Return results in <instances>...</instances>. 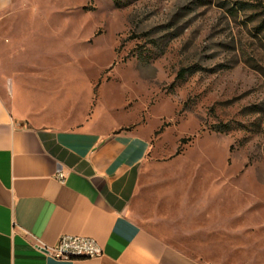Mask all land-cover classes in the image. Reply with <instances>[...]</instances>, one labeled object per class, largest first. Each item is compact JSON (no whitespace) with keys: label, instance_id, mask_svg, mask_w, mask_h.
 <instances>
[{"label":"rangeland","instance_id":"obj_1","mask_svg":"<svg viewBox=\"0 0 264 264\" xmlns=\"http://www.w3.org/2000/svg\"><path fill=\"white\" fill-rule=\"evenodd\" d=\"M0 95L142 132L135 218L201 264H264V0H13Z\"/></svg>","mask_w":264,"mask_h":264},{"label":"crops","instance_id":"obj_2","mask_svg":"<svg viewBox=\"0 0 264 264\" xmlns=\"http://www.w3.org/2000/svg\"><path fill=\"white\" fill-rule=\"evenodd\" d=\"M95 120L39 125L0 95V264H201L133 215L147 136ZM62 235L92 237L103 253L63 260L37 248Z\"/></svg>","mask_w":264,"mask_h":264},{"label":"built area","instance_id":"obj_3","mask_svg":"<svg viewBox=\"0 0 264 264\" xmlns=\"http://www.w3.org/2000/svg\"><path fill=\"white\" fill-rule=\"evenodd\" d=\"M59 178L64 181L63 174H60ZM37 248L47 255L63 260L97 258L103 253L99 243L88 236L62 235L55 245L39 243Z\"/></svg>","mask_w":264,"mask_h":264},{"label":"trees","instance_id":"obj_4","mask_svg":"<svg viewBox=\"0 0 264 264\" xmlns=\"http://www.w3.org/2000/svg\"><path fill=\"white\" fill-rule=\"evenodd\" d=\"M116 4H117V1H116ZM183 75V73H179L178 77L180 78L181 76Z\"/></svg>","mask_w":264,"mask_h":264}]
</instances>
